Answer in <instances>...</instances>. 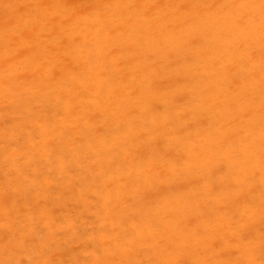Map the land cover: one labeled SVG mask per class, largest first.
<instances>
[{"label": "bare ground", "instance_id": "bare-ground-1", "mask_svg": "<svg viewBox=\"0 0 264 264\" xmlns=\"http://www.w3.org/2000/svg\"><path fill=\"white\" fill-rule=\"evenodd\" d=\"M173 54L183 57V61L189 62L187 65H195L190 66V70H194L189 75L182 72L168 75L170 69L163 70L159 64L178 65L182 62L172 61ZM163 76L170 79L169 85L173 87H167L170 92H164L167 83L164 84ZM173 82L180 86L178 90L181 93L186 94L187 89L189 94L192 92L188 109H184V103L176 106L178 99H174L176 102L173 104L171 96L176 86ZM191 82L194 84L190 85ZM199 98L204 106L213 105L219 110L212 115L214 120L209 117L212 121L208 119L207 123L214 132L206 137V143L199 140L201 126L188 131L187 137L199 144V150H196L199 161L208 160L211 165L217 160L218 164L226 165L218 168L222 176L216 178L217 174H212L211 170L197 168L193 174V169L185 168L183 164L181 179L186 187L168 185L169 174L177 173L176 165L182 164L180 160L171 164V154L159 148L167 165L160 172L156 168L151 169L161 179L159 183H151L158 184L161 194L151 200L147 198L144 204L147 211H135L140 216L143 214L136 224L139 233L134 227H129L107 241L104 239L106 234H113L99 229L91 237L89 247L104 249L108 254L103 258L99 255L101 257L94 259L93 264H114L115 258L110 259V254L116 257L117 253L127 263L141 264L143 257L134 258L130 254L131 250H136V245L162 250L164 262L168 264L170 261L173 264H264V226L261 228L264 224V0H0V103L9 100L16 105L10 106L11 111L6 109L8 113L5 111L4 114H7L8 121L14 122L15 129L2 127L5 124L0 126L1 133H10L18 145L21 143L20 132H25L23 125L32 121L41 140L34 142L32 136L21 137L31 142L37 153H42L41 156L49 154L47 152L57 158L60 156V164L66 160L62 156L72 151L77 157L84 158L83 162L87 164H102L89 175L88 168L80 172L79 175L83 176L77 178L78 187L74 186L70 192L72 183L69 176L62 174L67 171L66 164H61L56 170L62 175L58 174L61 182H57L56 172L43 166L38 156H28V162L38 164V171L31 177V171L22 165L25 171L16 167L15 178L6 172L9 176L0 183V220L10 222L15 219L4 204L11 194L7 185H11L10 189H15V192L22 189L29 195L39 209V216L49 215L52 206L60 200L70 203L75 194L80 195L84 202L92 203L87 189L83 191L86 184L94 183L100 190L99 186H103L104 191L115 189L117 182L111 181L110 175L119 162L115 164L109 158L117 160L118 156L126 155L123 158L129 165L136 158L133 148L128 145L135 137L134 148L139 149L147 140L148 133L138 118L145 107L162 101L165 115L174 110L178 120L184 122L191 117L190 109L194 111V102ZM237 121L243 124L245 131L239 138L241 141L238 139V144L242 142L246 150L243 164L232 158L235 154L230 149L226 150L227 131L231 132L230 124L237 126ZM251 129L253 132L257 130L258 134L254 135L257 140L249 143L247 138L255 134ZM216 135L221 136L218 138ZM54 146L58 149L51 148ZM113 146L117 152L109 156L106 149ZM149 154L146 157L139 155L138 159L144 157L151 159V164H163L162 158ZM20 155L19 148L15 147L13 156L18 158ZM106 159H109V164L104 165ZM255 159L257 165L252 164ZM127 169L123 187L129 191L127 185L134 184V189L137 187L139 190L137 177L141 174L134 176L133 170L135 174L131 177V171ZM130 181L133 182L130 184ZM62 183L63 188L60 186ZM18 201L17 196H13L7 204L14 206L17 214L25 213L26 204ZM109 213L108 208L105 216L110 222L112 213ZM38 219L30 220L33 223ZM36 223L34 225L38 226ZM27 225L29 223L24 226L31 230ZM36 226L34 228L37 229ZM21 230L18 225L12 233L17 232L19 236ZM30 238L29 241H37L34 240L36 237ZM50 238H55L53 233ZM15 242L13 239V244ZM132 246L134 248H128ZM51 251L52 248L47 254ZM47 254L39 250L38 255L28 259L34 263L38 257Z\"/></svg>", "mask_w": 264, "mask_h": 264}, {"label": "rangeland", "instance_id": "rangeland-1", "mask_svg": "<svg viewBox=\"0 0 264 264\" xmlns=\"http://www.w3.org/2000/svg\"><path fill=\"white\" fill-rule=\"evenodd\" d=\"M160 52H162V51H160ZM111 54H113V53L111 52ZM178 57H180V56L174 55V54L172 56V58H173L172 61H177V60L182 61L178 65H172V64L170 65V63L167 65L168 62H166V63L163 62V63H160L159 66H163V70H169L170 69L168 75L174 76V74L176 72L177 73L182 72L185 75H189V73L194 70V69L190 70V66H195V65L190 64V66H189V65H187V63H189V62L183 61V57H180V58H178ZM175 58H178V59H175ZM120 64H121V60L119 62V66L121 67ZM165 64H166V66H164ZM163 77L165 78L164 84L167 83L166 91H164V92H166V93L170 92V91H168L169 90L168 88L172 87V85H169L170 79H168L169 80L168 81L167 76H163ZM172 81H174V80H172ZM157 83H158V81H157ZM173 84H174V82H173ZM192 84H194V83L191 82L190 85H192ZM174 85H176L174 87L175 92L173 94L175 98L172 97L173 96L172 95L171 100H174V99L175 100L178 99V100H176L177 103H175L176 102L175 100H174V102L172 101L173 104L175 103V105L177 106V104L180 105L181 103L182 104L184 103L183 104L184 109L185 110H186V108L188 109L189 102H191L190 98L192 97V95H191L192 92L189 94V89H187L188 91H186L187 92L186 94H184L185 92L181 93V91L178 90L180 88V86L177 84H174ZM170 89H173V87ZM171 92H172V90H171ZM181 95H183L185 98L183 96L180 97ZM185 95H188V96H185ZM180 98H181V100H182V98H184L183 100H185L186 98L187 99L185 100V102H182L183 100L181 101ZM159 100H161V99H159ZM186 102H188V103H186ZM210 102H209L210 104H214L213 101H210ZM185 103H186V105H185ZM0 104H1L0 105V116H2V118H0V122H1L0 126L6 124V126H2V127H8V129L11 128L10 130L15 129L14 128V122L11 119H9V121H8V116H6L7 114L4 115L6 112L8 113V111H11L10 109L12 107L16 106L15 103L14 102L10 103L9 100H7V101L5 100ZM152 105L153 106L150 105V106L145 107L144 111H142V113L138 117L139 122L142 124L143 128L145 127L144 129L148 133L145 137V139H147L146 142L143 140L144 144L142 145L141 148H139V149L134 148V144L136 142V141H134L135 140V137H134L133 141H130V144L128 145L130 148H133V152L136 154V158L133 159V162L135 161V162H137V163L139 162V163L137 164L135 162L134 163L132 162L131 165H129L130 163L127 162L123 158L126 155L118 156L117 160L115 158H109L110 160H114L115 164L117 163V161L119 162L116 164L115 172H113V174L110 175L111 176L110 180L117 182L118 186L115 189H112L110 191L108 190L109 191L108 192L106 190L104 191L103 186H99V188L100 187L102 188V190H100L97 188L98 186L95 187L94 183H90V185L86 184L85 185L86 187L84 186L83 191L84 192L87 191V193H89V195L91 196V200L93 201L92 203L84 202L82 199H80V198H82V197H80V195L78 196L77 194H75L76 196L74 197V199H73V196L70 199V203L68 202L66 204V202H64V200H60V201H58L57 205L52 206L53 209L51 210L52 212H50L49 215H47V213H44L41 216H39V214H37V210H39V209H38L37 205L33 203V200L30 199L29 195L27 196V194L22 189L21 190L18 189L15 192V189H12V190L10 189L11 185H7L9 192L11 194H10L9 199L6 200V202L4 204L10 210V212H11L10 216L12 217V219H14V218L15 219L12 220L10 217V219L12 221H14V223L12 221H10L12 224L11 226H10V222H8L7 220H4V219L0 220V264H47V263L48 264H83V263L93 264V262H95L94 259L96 260V258L99 255L102 256V257L101 256H99V257L103 258L108 254V252L104 249L101 251L100 248L89 247L90 242H91V237L95 236L96 232H98L99 229H102L104 232H106L108 230L111 234H113V236L106 234L107 238H104V239L107 241H109V239L115 238L116 235L121 230L127 229L129 227H134L135 232L138 234L139 231L136 228V224H139L138 222H140L141 216L143 214H141V216H140L139 213L135 214V211H137V210L138 211H141V210L147 211V207L144 206L145 202L147 201V198H149L151 200V199L156 198L157 195L161 194L160 193L161 189H158V187H157L158 186L157 183H159V181H161V179L158 175L154 174V172L152 171L153 168H156L157 172H160V171H163L166 169V168H164L165 165H167V163H164V161L166 162V159H165V156L163 157V155H161V152H160L161 150L168 151L171 154V156L173 158V161L171 164H176L179 160L181 162L180 164H182V165H176L175 170L178 169L177 173L173 172V174H169L170 180L168 181V185L169 184H175V185L180 184V185L186 187V184H184L183 180L181 179L182 176L184 175L183 164L185 165V168L193 169V172H192L193 174L195 173L196 168H197V169H202L205 171L211 170L212 174H217L216 178H220L222 176V173H219L218 168H219V166L225 167L226 165L218 164L217 160L214 161V163H210L211 165H209L208 160L199 161V158L196 157V153H197L196 150H199L200 146L196 142V140H189L187 137L188 131L195 130L201 126L200 131L202 132V135L200 137H202V138L200 139V137H199V140L200 141L202 140L204 143H206V137L209 136V134L211 135L212 131L214 132V130H210L208 128V124H209L208 121L210 120V122H211L212 120H214L213 119L214 116H212V115L215 114V112L216 113L219 112V110L214 108L213 105L209 106V104H208V107L204 106L202 104V100L199 98L194 102V105H195V107L193 109L194 111H192V109H190L192 112L191 117L193 119L191 117H187L184 122H181L178 120L179 116L176 115V112L174 110L171 113H169L168 116L165 115L166 109H165L162 101H160L159 104L156 103V104H152ZM10 106H11V108H10ZM211 106H212V108H211ZM6 109L8 111H6ZM6 117H7V120H5ZM203 117L204 118L207 117V118L203 119ZM31 118L34 120L35 116L32 115ZM193 120H194V122H192ZM17 121H19V120L17 119ZM34 121H36V120H34ZM6 122H9V123L7 124ZM238 122L239 121L236 122L237 126L234 124H230V126L233 129L231 127L229 129V126L227 125V130L229 129V130H231V132L227 131V133H228L227 134V137H228L227 138V140H228L227 146L229 148L226 147V150L230 149L232 151V154H235V157L233 155L232 158H237L238 163L243 164L245 161L244 156L246 155V152H244L245 146L242 144V142H240L238 144V142H239L238 139L243 136L245 131L242 127L243 124H240ZM32 123H33L32 121H27L23 125L25 132L24 133L20 132L21 134L20 133L19 134L21 136H24V135L25 136H32L33 139H35L34 142H39L41 139L38 136L37 128L34 129L35 127L32 125ZM8 125H10V126H8ZM233 126H235V128L237 130H235V128ZM238 126H241V127H239L240 129L238 128ZM206 129H207V131H206ZM1 130H2V128H0V158H1L0 159V183L1 184H2V182L6 181V179H7L6 177H8L9 175L14 176V178H15L16 172H17L16 167H18L20 170L21 168H23L22 165H24L25 167L27 166L26 167L27 170L31 171L29 173H31L32 174L31 177H33L35 175V172L38 171V164H36V162H34V161H31V162L27 161L28 156H33V154L35 155V157L38 156L37 158H40L42 160L41 162L43 163V166H45V165L48 166L54 172H56V170L61 167V164H64V165L66 164L65 170H67V171L66 172L64 171L62 174L69 176L68 177L69 181H71V183H72V186L70 187V190H69L70 192H72V188L74 186L78 187L77 186L78 185L77 184V178L83 176V175H79L80 172L86 171V169L88 168V169H90L89 172L87 173L89 175V173L96 172L98 167H100L102 165V164H100V162L93 163V164H87V163L83 162L84 158L82 159V158L77 157V154H74L72 151H70V153L69 152L66 153L69 155L72 153L71 156L66 155V154L62 156V157H66V160H64L65 162L63 161V163L60 162V164H58L60 156H59V158H57V156H52L50 152H47L49 154H46V155L43 153V156H41L42 153L41 152L37 153L34 146H31L32 143L28 142V140L26 138L21 137V136H20V142L22 144L18 143V145L21 146L20 147L17 145L16 142H14L12 140L13 137L10 133L7 135H3L1 133ZM10 130H8V131H10ZM253 130L254 129H251L252 132H253ZM30 131L32 133H30ZM255 131L256 132H253L255 134H252V137L247 138V142L252 143L253 141L257 140V138L254 135H257L258 131L257 130H255ZM206 132L207 133L209 132L208 135ZM216 134H219V132L217 131ZM236 135L238 136V138ZM3 136H6L7 138L6 137L4 138ZM216 136L218 138H220L221 135H216ZM253 136L256 139H254ZM37 137H39V138H37ZM233 137H235V138H233ZM249 138H251L250 141L248 140ZM229 139L230 140L233 139V140H231V144L229 142L230 141ZM234 139H236V141ZM239 140L241 141V139H239ZM234 144H235V146L236 145H238V146L235 147ZM40 145H39V147H40ZM15 147L19 148V153L22 156L20 155V157H18V158H17V156H13V151H14ZM51 148H53L54 150H57L58 146H54ZM104 148H106V147H104ZM159 148H161V150ZM169 148H171V149H169ZM232 148H234V149H232ZM236 148L237 149L239 148L238 150L240 152ZM106 150H105L106 152L110 153V154L108 153L109 156H112L113 154H115L117 152V150L114 148V146H113V148H109ZM156 151H159V152H156ZM234 151H236V152H234ZM11 152H12V154H10ZM149 153L156 154L155 157L159 156L160 158H162L161 162L163 164H161V163L160 164H151L150 163L151 159H148V158L145 159L144 157L140 159L141 161L138 159V158H140L139 155H145V157H146V156L150 155ZM207 153L209 154V151H207ZM130 154H128V156H131ZM2 156H3V159H2ZM9 156H11V157H9ZM204 156H206V155L204 154ZM93 157L95 158V156H93ZM245 157H247V155ZM9 158H11V160H8ZM47 158H49V159L47 160ZM71 158H73V159H71ZM95 159H97V158H95ZM109 159H106V162H105L106 164H104V165L109 164ZM128 159H130V158H128ZM52 160H53L54 164L52 163ZM73 160H74V162H72ZM81 162L85 163V164H82ZM255 163L257 165V159H255L252 162V164H255ZM16 164L19 166H17ZM131 166H133L132 169L135 170L136 174L134 173L133 170L129 169ZM134 166H136V167H134ZM25 167L22 169L23 171H25L24 170V169H26ZM125 168H128L127 170L131 171L130 172L131 177L138 176V174H141V175H139L140 177L139 176L137 177V178H139L140 183H138V180H137V182H135V184L136 183L139 184V186H138L139 190L137 189V187L135 188L136 189L135 190L134 189L135 185L131 184L134 180L130 181V184H131L130 186H129V184L127 185V188L129 189V191L126 190L125 187H123V183H124L123 177L128 175ZM22 170H20V171H22ZM7 171H9V172H7ZM169 171L172 172L171 169ZM173 171H174V169H173ZM6 172L9 173V175H7ZM133 173L135 174L134 176H133ZM55 174H57V175H55V177H56L55 180H57V182H61V180L59 178L61 174L58 172H56ZM58 174H60V175L58 176ZM206 175L208 176L209 174L207 173ZM57 176H58V178H57ZM154 176H156V177H154ZM91 177L92 176H90V178ZM131 177H130V179H132ZM143 177H145L144 180H143ZM152 179H154V180H152ZM111 181H110V183H112ZM153 181H158V182L157 183L154 182V184L152 185L151 182H153ZM233 183L234 182H231V184H233ZM87 185H89V186H87ZM141 185H142V187H141ZM175 185H171V186H175ZM60 186H61V188H63L64 187L63 183ZM165 186H166V184H165ZM124 190H125V192H124ZM131 190H133V191H131ZM17 191H18V193H17ZM187 191H188V189H187ZM70 192H68V193H70ZM101 193L102 194L105 193V194L102 195ZM112 193H113V196H112ZM134 193H135V195H134ZM114 195H115V198H114ZM119 195L121 196V198ZM13 196H17V198L19 199V201H18L19 204H23V203L26 204L24 206V209H25L24 212L25 213L21 212V214H19V213L17 214V211L15 210L14 206H10L9 204H7V203L11 202V199ZM104 196H106L107 199ZM23 200L24 201L26 200V201L23 202ZM118 200H122L123 202L122 201L119 202ZM100 202H102V203L100 204ZM107 202L108 203L113 202V203L107 204ZM85 203H86V205H85ZM114 203H116V204H114ZM133 203H136V205H134ZM32 205H33V207H32ZM102 205H104V206L101 207ZM107 205H109V206H107ZM73 206H74V208H73ZM112 206H115V207L111 210ZM142 206H144V207H142ZM35 207H36V209H35ZM108 208L110 209L109 214L111 215V213H112L110 222L106 220ZM29 210H31V211H29ZM204 210L205 211L207 210V205L204 206ZM32 212H33V214H32ZM104 212H106V213H104ZM105 214H106V216H105ZM78 215H79V217H78ZM119 216H121V217H119ZM206 216H207V214H206ZM72 217H74V219L76 221ZM35 218H37V219L39 218L38 221L36 220V221H33V223H31L32 221L30 219L35 220ZM20 221H21V223H20ZM24 223H26V224L29 223V225H27V226L31 230H28L27 227H25L26 224H24ZM35 223L38 226L34 225ZM39 223L40 224L42 223L43 225L42 224L39 225ZM14 224L17 228L19 225V227L22 229L21 233H19L20 237L17 235L18 234L17 232H16V234H14V232L12 233V231L16 228L14 226ZM22 224H24L25 226ZM85 225H87V226H85ZM35 226L37 227V229L34 228ZM263 226H264V224H262L261 228H263ZM48 229L50 230V232ZM38 230H41V231L44 230V231H42L41 236H39L41 231L37 232ZM111 230H112V232H111ZM30 231H32V233L34 235H32V233ZM45 231H46V235H44ZM47 231L49 234L47 233ZM51 233H53V235L55 236L54 239L50 238ZM45 236L46 237L48 236L47 240H44ZM34 237H36V238H34ZM28 238H30V239L34 238V240L37 239V241H33V240L29 241ZM40 238H42L43 240ZM13 239L16 241L14 244H13ZM22 241H23V243H21ZM18 242L20 243L19 245H18ZM27 246H28V248L26 249ZM51 248H52V251L49 253L50 254V256H49V254H47V253H48V251L51 250ZM128 248H134V247L132 246V247H128ZM39 250L45 251L47 255H41V257H38V259L34 263L30 262L28 257L38 255ZM157 250H151L149 248H146L145 245L141 246V247L136 245V250H131L130 254L133 255L134 258L143 257V263H141V264H159V258L161 259V264H168V263L164 262L165 256L163 257V255H162L164 252L162 250H159V249H157ZM156 252H159V253H156ZM22 254L23 255L27 254V255H24V257H23ZM110 255H111L110 259L115 258L113 260L114 264H125V263L130 264V262L127 263L125 261V258L121 257L118 253L116 254V257L113 254H110ZM160 255H162V256H160ZM19 257H21V258H19ZM153 257H154V259H153ZM149 258L152 260H148ZM121 259H122V261H121ZM78 261H79V263H78ZM15 262H17V263H15ZM169 263L173 264L172 261H170Z\"/></svg>", "mask_w": 264, "mask_h": 264}]
</instances>
